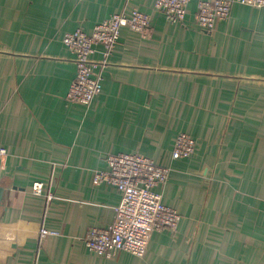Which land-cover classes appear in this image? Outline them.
<instances>
[{"label":"crops","instance_id":"1","mask_svg":"<svg viewBox=\"0 0 264 264\" xmlns=\"http://www.w3.org/2000/svg\"><path fill=\"white\" fill-rule=\"evenodd\" d=\"M155 0H0V221L57 232L31 237L0 264H264V7L235 3L211 31L181 23ZM138 9L150 27H123L89 106L65 99L75 77L64 34H90L114 13ZM92 56L101 59L100 47ZM191 158H171L178 133ZM141 153L168 166L156 187L179 214L154 231L143 257L99 256L83 237L114 219L119 192L93 183L110 153ZM44 182V195L32 192Z\"/></svg>","mask_w":264,"mask_h":264},{"label":"built area","instance_id":"2","mask_svg":"<svg viewBox=\"0 0 264 264\" xmlns=\"http://www.w3.org/2000/svg\"><path fill=\"white\" fill-rule=\"evenodd\" d=\"M191 0H155L153 8L172 23L184 21ZM238 3L257 8L264 0H198L194 22L202 31H211L217 20L230 16L232 5ZM123 27L138 34H146L150 27L148 14L133 9L129 14L114 13L94 25L90 34L78 28L64 34L63 44L76 63L75 77L65 99L70 103L89 106L102 89V70L120 36ZM101 59L92 56L99 51ZM195 152V142L186 133L176 135L171 153L173 160L188 159ZM6 153L0 149V155ZM106 169L93 172V183L107 184L120 194L114 208L113 222L104 228L91 227L84 237L86 248L99 256L112 251L129 252L143 257L154 231H176L180 214L162 201L156 187L167 182L170 168L156 164L141 153H110L105 156ZM44 182H34L32 192L53 199L52 193H43ZM57 232L29 219L0 221V260L13 256L31 237L43 240Z\"/></svg>","mask_w":264,"mask_h":264},{"label":"water","instance_id":"3","mask_svg":"<svg viewBox=\"0 0 264 264\" xmlns=\"http://www.w3.org/2000/svg\"><path fill=\"white\" fill-rule=\"evenodd\" d=\"M2 192H3V190H2V188L0 187V205H1V201H2Z\"/></svg>","mask_w":264,"mask_h":264},{"label":"rangeland","instance_id":"4","mask_svg":"<svg viewBox=\"0 0 264 264\" xmlns=\"http://www.w3.org/2000/svg\"><path fill=\"white\" fill-rule=\"evenodd\" d=\"M116 46V45H115ZM115 48V47H114Z\"/></svg>","mask_w":264,"mask_h":264}]
</instances>
